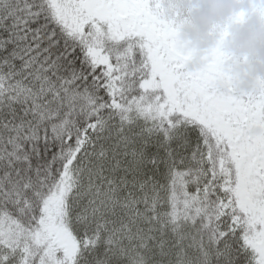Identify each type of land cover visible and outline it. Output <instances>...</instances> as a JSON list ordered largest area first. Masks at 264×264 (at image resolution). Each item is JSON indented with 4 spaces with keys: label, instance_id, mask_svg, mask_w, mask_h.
Segmentation results:
<instances>
[{
    "label": "snow or ice",
    "instance_id": "1",
    "mask_svg": "<svg viewBox=\"0 0 264 264\" xmlns=\"http://www.w3.org/2000/svg\"><path fill=\"white\" fill-rule=\"evenodd\" d=\"M172 0H0V264H264V80L198 67Z\"/></svg>",
    "mask_w": 264,
    "mask_h": 264
},
{
    "label": "clouds",
    "instance_id": "2",
    "mask_svg": "<svg viewBox=\"0 0 264 264\" xmlns=\"http://www.w3.org/2000/svg\"><path fill=\"white\" fill-rule=\"evenodd\" d=\"M185 9H199L192 13L193 28L185 30L184 39L191 40L201 50L210 47L214 41L207 37L210 26L227 21L234 13H244L246 22L231 29L228 51L235 57H246L247 63L238 65V91L253 90L256 81L264 80V22L254 15V9H264V0H192Z\"/></svg>",
    "mask_w": 264,
    "mask_h": 264
},
{
    "label": "rangeland",
    "instance_id": "3",
    "mask_svg": "<svg viewBox=\"0 0 264 264\" xmlns=\"http://www.w3.org/2000/svg\"><path fill=\"white\" fill-rule=\"evenodd\" d=\"M191 3L192 0H172L173 7L186 19L185 25L180 30L179 38L194 53L193 67H198L202 59L209 52L219 49L225 57V61L222 65V71L226 76L230 77L233 80L234 85L238 90L239 76L235 73V68L238 65L246 64L247 58H237L231 52H229L228 41L230 39L231 29L233 28V26L241 25L246 22L245 14L242 12L234 13L227 21L212 24L210 26V31L208 32L207 37L209 40H213L214 43L210 47L201 50L199 47L194 46L191 40L184 39L185 30H191L193 28L192 13L199 10L192 7H189L187 9L183 7L184 4L191 5ZM237 3H240V0H237ZM253 12L261 22H264V9H254Z\"/></svg>",
    "mask_w": 264,
    "mask_h": 264
}]
</instances>
